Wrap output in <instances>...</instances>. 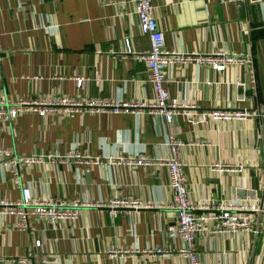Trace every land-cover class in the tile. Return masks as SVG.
I'll return each mask as SVG.
<instances>
[{"label": "crops", "instance_id": "obj_1", "mask_svg": "<svg viewBox=\"0 0 264 264\" xmlns=\"http://www.w3.org/2000/svg\"><path fill=\"white\" fill-rule=\"evenodd\" d=\"M150 2L163 48L197 56L223 51L249 59L222 71L196 62L165 67L171 99L193 104L196 111L264 108V0ZM126 41L131 52L125 51ZM148 46L129 0H0V97L150 101L147 70L134 58ZM77 76L84 78L80 88L75 87ZM169 135L193 143L179 152L189 199L246 200L259 208L251 233L198 234L195 250L203 263L264 264V126L258 118L192 123L176 114L165 124L161 116L146 112L42 117L29 110L1 124L0 146L15 155L52 154L53 160L19 165L20 185L40 198L100 204L81 207L71 222L30 221L25 231L9 230L13 219L0 217V260L29 256L33 264H188L171 251L161 256L146 252L171 245L166 228L174 213L167 207L166 168L129 169L105 160L117 154L166 156ZM74 153L98 157L99 163L65 158ZM213 162L242 169L218 172ZM18 197L11 174L0 165V198ZM113 197L145 206L112 213L105 203Z\"/></svg>", "mask_w": 264, "mask_h": 264}, {"label": "built area", "instance_id": "obj_2", "mask_svg": "<svg viewBox=\"0 0 264 264\" xmlns=\"http://www.w3.org/2000/svg\"><path fill=\"white\" fill-rule=\"evenodd\" d=\"M137 18L140 34L148 39L149 46L142 52L134 53V58L143 62L147 70V81L152 91L150 101L145 100H113L107 98H88L77 95H45L30 99L16 98L13 101L0 97V131L1 124L10 122L23 111L36 112L39 116L67 114V113H152L161 116L165 124H169L176 114H181L192 123L207 120H246L247 117L258 118L264 126V108L249 109H206L196 111L193 104L171 99L164 85V68L169 65L185 64L188 62L203 63L215 71H222L228 66L242 65L249 62L241 54H228L216 51L209 55L197 56L167 50L162 46V32L153 15L150 0H129ZM125 51L131 52L127 41ZM84 78H74L75 87L80 88ZM194 110V111H192ZM199 143L200 142H196ZM184 142L175 135H169L166 146V156L152 157L146 154L114 155L105 158L109 165H122L129 169L138 167L158 169L164 166L168 176V187L171 190V200L167 204L173 213L174 220L166 228V235L171 242L169 249L148 248L146 252L151 256H161L170 251L185 258L188 264H204L195 250L196 236L204 231L218 234H247L254 231L253 214L259 211L255 203L246 200H232L226 198L214 199L202 197L191 200L187 194V185L182 171L183 162L179 157ZM53 155H15L6 147L0 146V165L11 174V181L19 189L16 200L0 198V217L12 218L9 230L25 231L30 221H43L48 224L71 222L78 216L81 207L99 205L100 203L82 202L79 199L66 201L61 198H40L33 195L29 188L21 186L18 180L19 165L43 163L52 159ZM74 161H81L86 165L99 163V158H88L86 155L74 153L66 155ZM53 160V159H52ZM51 160V161H52ZM213 170L218 172H240L241 167H226L222 162H213ZM111 207L112 213L116 208H137L145 206L139 200L132 198H111L105 205ZM42 260H45L42 259ZM1 264H33L29 256H15L1 258ZM52 262V261H51Z\"/></svg>", "mask_w": 264, "mask_h": 264}]
</instances>
